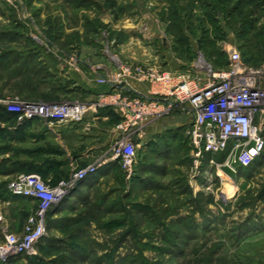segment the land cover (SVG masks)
Wrapping results in <instances>:
<instances>
[{
  "label": "rangeland",
  "instance_id": "rangeland-1",
  "mask_svg": "<svg viewBox=\"0 0 264 264\" xmlns=\"http://www.w3.org/2000/svg\"><path fill=\"white\" fill-rule=\"evenodd\" d=\"M244 10H252L246 17L254 32L239 36L244 19L220 16L222 33L209 51H239L242 63L260 72L264 0L246 2ZM204 27L211 26L195 0H18L16 8L0 0V99L90 104L81 87L103 77L99 65H151L204 78L229 65L228 57L201 49ZM258 81L264 88V72ZM5 124L13 128L12 119ZM186 127L167 137L163 151L160 143L139 146L130 179L118 163L105 164L51 211L36 254L5 264H264V151L230 178L204 161L195 172ZM21 139L17 130L0 129V242L4 233H21L34 207L6 191L28 174L21 162L41 164L48 185L70 175V144L64 150L48 139ZM116 139L101 137L96 157L73 169L107 158Z\"/></svg>",
  "mask_w": 264,
  "mask_h": 264
},
{
  "label": "built area",
  "instance_id": "built-area-1",
  "mask_svg": "<svg viewBox=\"0 0 264 264\" xmlns=\"http://www.w3.org/2000/svg\"><path fill=\"white\" fill-rule=\"evenodd\" d=\"M3 1L13 8L18 3V0ZM262 58L264 61V52ZM228 61L226 69L208 70L204 78L132 63L120 64L106 78L99 79V84L124 87L131 92L110 99L120 117L114 127L117 139L111 154L94 164L73 169L68 178L55 185H48L38 174H21L11 180L6 186L8 194L26 199L34 207L20 234L4 233L0 264L11 258L35 255L46 233L49 212L108 162L118 163L125 178L130 179L137 162L135 139L143 138L148 123L173 111L187 112L190 116L186 135L195 172L203 161L214 166L219 176L222 173L229 178L250 167L264 151V88L258 81L264 63L262 72L255 71L242 63L236 50L229 53ZM130 81L149 86L148 96L132 92ZM0 105L14 117L15 127L33 121L50 126L78 124L96 111L92 104L34 103L16 97L0 99Z\"/></svg>",
  "mask_w": 264,
  "mask_h": 264
},
{
  "label": "crops",
  "instance_id": "crops-1",
  "mask_svg": "<svg viewBox=\"0 0 264 264\" xmlns=\"http://www.w3.org/2000/svg\"><path fill=\"white\" fill-rule=\"evenodd\" d=\"M234 41H231L232 46ZM49 62H56L52 57ZM66 62V61H65ZM96 66L98 70L103 71V79L108 73L115 69L111 67ZM93 68V67H92ZM114 69V70H113ZM105 74V75H104ZM99 79V77H97ZM90 82L83 85L81 89L85 92V101H90V104L95 105V112L89 113L85 120L78 124H63V125H48L42 121L30 122L21 128H10L5 124L6 121L0 119V129L5 130H17L19 141H27L29 137L36 138L37 141L41 139H48L49 142L58 144L61 149H64L67 144L71 145L72 150L66 152L70 157V161L65 165L71 172L75 165L79 164L78 161H90L96 157L97 151L101 149L102 144H98L101 137H107L108 135H116L114 129L115 125L120 120L117 111L110 105V99L114 95L129 94L127 88L124 87H112L107 84H99L97 81ZM130 89L139 95L148 96L149 86L137 83L135 81L129 82ZM3 107L0 108L1 110ZM190 125V116L187 112L173 111V113L165 118L148 123L144 127V136L142 139H135L137 146H142L144 149L152 150L160 143V147L163 151L166 144L167 137L170 135L179 136V133L183 131L186 126ZM165 140V143H164ZM33 141V140H32ZM36 142V141H35ZM40 143V142H39ZM81 146V150H74V147ZM65 150V149H64ZM43 151V149H42ZM162 151H158L161 154ZM41 152V150H37ZM56 151H51V153ZM157 154V153H156ZM24 170H29L28 174L43 173L41 164L32 163H20ZM82 162L81 165H83ZM26 168V169H25ZM102 167L94 176H97L99 172L103 171ZM33 171V172H31ZM25 174V173H24ZM44 174V173H43ZM69 174V173H68ZM93 176V177H94Z\"/></svg>",
  "mask_w": 264,
  "mask_h": 264
},
{
  "label": "trees",
  "instance_id": "trees-1",
  "mask_svg": "<svg viewBox=\"0 0 264 264\" xmlns=\"http://www.w3.org/2000/svg\"><path fill=\"white\" fill-rule=\"evenodd\" d=\"M250 1H252V0H211V1L195 0V2H198L201 4V10H203V16L205 17L206 23L210 24V26H211L210 27L211 29L206 28V27H204V29H202L203 37L201 38V41H200L201 49H203V50L205 49V51L207 52V54L210 58H214L215 54L216 55H224V56L228 57V54L225 53L224 51H217V50L214 51L213 50L212 53H210V51H209L210 49H213V47L215 48V44L218 41V39H216L217 35L218 34L220 35V33H222V27L220 25V18H219L220 16L223 17V19L225 21L229 20L230 17H232V16H239V18L241 20L244 19L240 23L239 29L234 31V32H236L237 35L241 34V35H244V37H245L247 35L250 36V33L254 32V29H255V27L253 25L254 21H250L246 17L247 15H249L251 13L252 10H249V11L244 10V6L246 5V2L249 3ZM190 5L191 4H188V5L186 4V6L184 8H180L179 9L180 12L181 11H183V12L188 11L187 7H189ZM169 11H170L171 15L173 16V19L179 21L177 11L173 10V8H171ZM232 30H233V28H232ZM251 46L256 47L255 45H251ZM224 69H226V68L219 69V70H224ZM0 119L2 121H6L7 119H12L13 127H15L14 117L9 115L4 109H2L0 112ZM116 122H118V120ZM28 123H30V122H28ZM28 123H26L24 125H27ZM24 125L17 126V127H15V129L21 128ZM172 138H176V135H172ZM164 143H165V140H164ZM262 195L264 196V193ZM16 198H18V197H16ZM53 214L54 213L49 212L48 217H47V221L52 217ZM72 254H73L72 256H74V257H80V258L84 257L83 251L76 252L74 250V251H72ZM122 260H120V262H123ZM120 262H119V264H120Z\"/></svg>",
  "mask_w": 264,
  "mask_h": 264
}]
</instances>
